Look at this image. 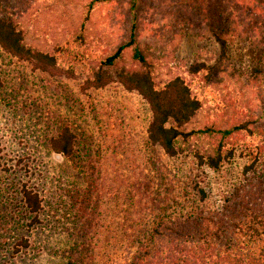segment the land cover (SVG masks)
<instances>
[{"label":"rangeland","instance_id":"rangeland-1","mask_svg":"<svg viewBox=\"0 0 264 264\" xmlns=\"http://www.w3.org/2000/svg\"><path fill=\"white\" fill-rule=\"evenodd\" d=\"M90 1L0 2L27 31L28 43L56 59L45 73L0 49V264H120V247L131 233L127 227L216 208L240 178L244 161L238 154L218 171L197 165L192 155L206 141L181 144L173 159L150 145L151 113L137 93L116 84L82 89L89 71L127 39L131 19L124 0L101 4L83 21L85 42H74ZM146 17L136 33L138 45L156 65L160 86L179 77L200 101L194 127L236 109L260 116V130L248 140L262 144L264 93L253 81L254 70L263 68L262 50L237 41L223 58L212 41L192 32L178 43L168 28L172 19L161 12ZM196 65L203 69L191 74ZM64 128L75 136L73 158L49 145ZM22 187L41 199L33 226L19 195ZM200 190L205 197L198 204ZM96 215L100 226L92 227ZM22 239L29 248L13 255Z\"/></svg>","mask_w":264,"mask_h":264},{"label":"trees","instance_id":"trees-1","mask_svg":"<svg viewBox=\"0 0 264 264\" xmlns=\"http://www.w3.org/2000/svg\"><path fill=\"white\" fill-rule=\"evenodd\" d=\"M114 1H90L74 42H85V22L92 10ZM124 1L123 9L131 17L128 37L89 71L90 79L83 82L82 89L100 90L116 84L137 93L151 113L147 141L168 158L181 154V144L197 140L207 142V147L192 155L199 167L218 171L237 154L244 164L240 178L224 195L220 206H203L187 216L127 227L131 233L120 247L124 254L120 264H264V142L253 144L248 140L260 130L255 121L258 115L233 109L226 118L203 121L194 127L202 112L200 101L179 77L163 86L156 82L157 67L140 49L136 34L146 16L152 17L159 11L172 19L168 28L174 29L178 43L192 32L197 38L212 41L224 58L229 46L246 40L262 50L259 60L263 68L254 70L257 76L253 81L264 93V0ZM70 2L73 0H67ZM163 7L168 12L162 13ZM28 40L27 31L7 15L0 3V49L47 73L56 62L54 55L31 46ZM202 69L203 65H196L189 71L196 74ZM49 145L54 153L73 158L75 136L64 128ZM83 166L87 168L86 164ZM199 194L198 204L204 203V191L200 190ZM19 195L30 216L29 225L38 224L41 199L26 187L21 188ZM98 220L99 215L92 218V227L100 226ZM28 248V240L22 239L13 246V255ZM76 263L71 260L67 264Z\"/></svg>","mask_w":264,"mask_h":264}]
</instances>
